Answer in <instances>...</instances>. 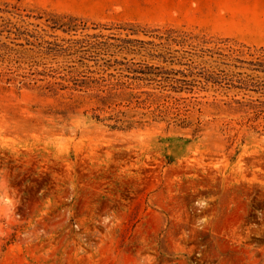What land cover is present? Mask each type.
<instances>
[{"label": "rangeland", "instance_id": "rangeland-1", "mask_svg": "<svg viewBox=\"0 0 264 264\" xmlns=\"http://www.w3.org/2000/svg\"><path fill=\"white\" fill-rule=\"evenodd\" d=\"M261 39L264 0H0V264H264V94L205 82Z\"/></svg>", "mask_w": 264, "mask_h": 264}, {"label": "trees", "instance_id": "trees-1", "mask_svg": "<svg viewBox=\"0 0 264 264\" xmlns=\"http://www.w3.org/2000/svg\"><path fill=\"white\" fill-rule=\"evenodd\" d=\"M99 45H103V46H107V47H121L119 44H107L104 41H100L98 42ZM121 43H129V41H124L122 40ZM257 67H262L264 68V64H257ZM152 68L151 66H143L140 67L138 69H136L135 72L137 73H141L142 75H150L152 77L149 78V80H154L155 82H160L161 85H159L162 88L165 87H169L170 90L174 91V92H181L182 90H188L191 91L193 87L196 86L195 81L194 80H186L183 79V77L185 76L184 73H182L179 70H164L163 68H158V67H154V69L156 71H149V69ZM163 69V70H162ZM252 70H255L257 72H262L264 73V69H256L253 68ZM222 75L218 76L214 79H212V77L210 75L207 76V78H205V82L206 81H211L213 84H217L219 85L220 82L222 81H228L230 82L229 84L237 89H242V90H249V91H253L254 93H260V94H264V79H258V78H253L250 75H246V76H240L241 73H236V75H238L239 77H237V79L233 80L232 78H226L228 77V74L221 72ZM162 74H166V75H177L180 74V76H182V78H175V77H162L161 79H156V77L158 76H162ZM133 79H137V80H143L144 78L142 77H134ZM103 81V80H102ZM163 83V85H162ZM227 83V82H225ZM235 83V84H234ZM113 85L116 88H120L122 86H125V82H115L113 83ZM128 86V85H126ZM253 102V101H251ZM255 104L252 106V108L254 109L253 112L255 113V115H260L261 113H264V102L263 101H259V100H254Z\"/></svg>", "mask_w": 264, "mask_h": 264}, {"label": "crops", "instance_id": "crops-1", "mask_svg": "<svg viewBox=\"0 0 264 264\" xmlns=\"http://www.w3.org/2000/svg\"><path fill=\"white\" fill-rule=\"evenodd\" d=\"M257 43H264V39H261L259 41H256Z\"/></svg>", "mask_w": 264, "mask_h": 264}]
</instances>
